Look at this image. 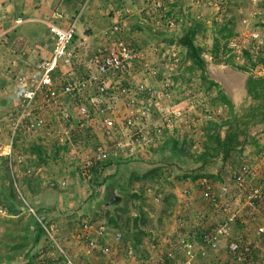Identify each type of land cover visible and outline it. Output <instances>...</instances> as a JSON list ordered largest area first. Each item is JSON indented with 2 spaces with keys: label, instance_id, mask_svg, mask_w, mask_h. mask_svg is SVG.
<instances>
[{
  "label": "rangeland",
  "instance_id": "1",
  "mask_svg": "<svg viewBox=\"0 0 264 264\" xmlns=\"http://www.w3.org/2000/svg\"><path fill=\"white\" fill-rule=\"evenodd\" d=\"M219 5V10H216L213 7H207L204 2H191V0H133L132 6L135 7V10L140 11L138 13L139 16L145 17L147 20H149V23L153 25V27L156 29L155 33H158V39L156 40H150L149 44H146L145 46L141 45H133V44H127L131 46H135L139 48L144 54H147L150 56V60H155L157 66L159 69H161L160 77L157 78L156 82L152 84V87L154 90L162 91L161 89L165 84H169L170 98L166 100L169 104H178L182 103L183 100H185L186 95L192 96L194 100H196V103L193 104V107H191L190 111L187 114V117L185 119H182L178 123L177 132L176 134L173 132L168 133L167 131L162 132L159 135H151L152 137L145 140V142L142 144L143 146L138 147L136 149L137 155L135 157L125 158L118 161V167L115 172L111 168L107 169V166L102 170L101 177L99 181H102V184L98 186L97 184H89L87 182V178L82 179L78 173V167L80 166V162L83 160V158L87 154H94L96 148L104 142L102 131L97 128V125L94 126V130L89 128L87 130L84 137L81 136H75V137H69V126L68 123L64 122L61 123V127L57 125H53L52 129L47 133L43 134L42 132L38 135H35L33 137L30 136H24L19 135L17 138V144L13 147V153L14 155H18L22 158V165H14V174H15V184L14 189L16 191H19L23 197L26 199L29 208L33 211L35 214V217L32 216V213L29 212L23 205L22 207H19L20 209L18 212L21 214L20 216H17L16 219H7L6 217L9 214H6L5 210L4 213H0V251L1 256L8 257L9 255H14V263L22 264V255L24 256L26 254V245L25 243L28 242V239H31L32 234H34V219L39 220L40 225H49L52 224L55 233H54V239L56 241L57 246L54 244L53 251L55 252L54 258H57V255L60 256L64 260V255L59 252V248L63 250L65 256H67L71 261H73L75 264H80L76 262V260L72 257L71 252L67 251L66 245H64L63 242H68L70 239L68 235L62 236L60 233V229H64L66 225L63 224V219L58 221L57 225L54 223H45L42 219V216L38 212V206L36 203H33L35 200L38 201V195H32L28 197L27 193L29 192V187L34 192L36 191L39 193L41 191V187L45 186V189H49V191L46 193V196H43V199L48 200L47 208H51L55 206L54 204H50L51 201H56L58 197H65L66 201L68 198L72 197L75 198H82V204L80 205V209H82L83 212H86L90 214V216H93V221H99L102 225H106L108 218L112 217L113 215H117L120 217L119 219V225L122 226L123 222L129 220L131 221L135 216H138L139 210L143 214V216H147V213L150 211L152 212V216L150 219L148 226L146 227V231H148L149 235L148 239H145L146 241H149V243L160 245L156 248L155 253L158 255L156 258L153 259L155 264H165V252L167 247L170 248L173 244V239L170 235L167 234L163 228L160 229V224H157L155 219H153L155 216L158 218V216H161L162 210L164 207L170 209L172 208V205L169 203H163L161 201L162 198L167 196L168 190L167 185L165 183L166 178H181L186 177V173L184 174V170H182L177 163L173 162L169 165H162L167 164L168 161H173L174 157L172 158V155L176 150L183 147L186 149L189 155L191 156H197L199 155L204 148V142L208 140L206 137L207 128L209 126L210 122H216L219 123L222 120H225L227 116V108L224 106V104L220 103H213L214 98L216 96V89H213L211 92H207L204 90V87H202V82L199 79V70L194 69L192 65L190 64V61L185 57V50L177 44L174 43H168L169 40H177L183 33V29L186 26H189L193 21L200 24V28L195 36L196 44L203 46L206 51L210 50L212 45V40L216 34V28L221 26L222 24H225L229 22V20L233 21L234 29L233 32L235 34L234 37H238L240 34H247L249 31H251V28L249 24L257 21L260 16L263 15V8L264 3L259 2L258 5H253L248 0H214ZM156 2H162V4L165 7L164 13L167 17H172L170 20L174 21V26L171 28H166L164 26L158 27L154 24V15L152 11V4ZM240 2V5L242 3L244 4L245 8L247 10V13H239L243 15L238 20V27L239 30L236 31V3ZM176 3V7L173 9L172 15H168L167 12L171 10L173 4ZM241 9V8H240ZM253 9H257L259 14L256 18L250 17L251 12ZM239 9L237 8V11ZM242 10V9H241ZM127 12V11H125ZM238 13V12H237ZM245 16V17H244ZM246 20V23H242V19ZM165 20V19H163ZM165 23V22H164ZM238 29V28H237ZM230 40V39H229ZM248 40V39H247ZM250 42V41H248ZM165 53L169 55L171 52H174L178 58V62L174 66L171 60H165L161 61L160 55L161 53ZM233 54V61L237 64H242L244 60H242V54L239 56L240 60H238L236 57V52H231ZM252 54V53H251ZM253 57H256V55H253ZM202 57L204 58L206 62V71L208 73L211 72V75L214 73V76H216L217 79H219L222 75L221 73H227V76L232 80L236 82V76H240L241 81H246L249 76H255L254 70L252 73H245L238 71L236 69L230 68L229 66L222 65V64H214L211 60L210 55L205 52L202 54ZM158 62V63H157ZM166 65V66H165ZM233 69V70H232ZM221 71V72H220ZM136 75L140 74V68L139 64L135 68ZM217 74V75H216ZM244 76V78L241 77V75ZM141 76V75H139ZM165 76V78H163ZM218 76V77H217ZM136 78L139 79L137 76ZM211 79V77H210ZM234 79V80H233ZM131 80V79H130ZM136 80V79H135ZM230 80V81H231ZM231 81V82H232ZM229 81L226 82L225 86L227 88V91L229 92V95H231L230 86L228 84ZM149 85H151L149 83ZM220 85V83H219ZM131 86V85H130ZM127 85V83H122L121 87L129 89L132 94H137L138 96H147V94L142 93L139 94L136 92L134 87H130ZM221 86V85H220ZM229 87V88H228ZM221 89L224 91V89L221 86ZM225 94H227V97L230 99L228 93L224 91ZM244 96V95H243ZM234 97V96H232ZM235 103H236V97H234ZM231 103L233 104L232 100L230 99ZM160 102H164V99H162ZM253 102V101H252ZM242 108H239L237 111V114H239V117H241L240 120H245V117L249 113L250 106H248V99L244 97V100L239 103ZM255 104V102L252 103V106ZM234 106V105H233ZM154 110V109H153ZM234 113L236 115V107L234 108ZM158 118L157 112H153V119L156 120ZM2 122V121H1ZM3 124V123H2ZM225 130V129H224ZM223 130V134H224ZM130 134H133L134 131H129ZM129 132H125L124 128L119 127L116 131L114 130L115 137L123 138V134L127 135ZM248 133V132H247ZM174 137H173V136ZM38 138V139H37ZM175 141L178 142V147L176 149L173 147V144L171 140L176 139ZM254 138V137H253ZM39 141V144H41L44 147L45 153H49L50 156L53 154V151L58 148V157L55 159V165L53 166L52 159L50 158L49 161L47 160V167L48 171L47 173L43 172V167H39V165H35L34 161L35 159L32 157V154L30 153V147L32 145V142ZM260 140V141H259ZM259 140L251 138H245L242 143L244 142L241 150H236L231 153L228 160L225 162L221 161L220 156L212 159L209 161V163L203 165L207 170H204V173L206 174L205 177L209 179L210 183V189L214 193L221 192L220 186L223 183L228 184V194L225 198L227 202L231 204L230 213L236 214V218L239 217V210H238V197L236 195V188L233 187V184L231 181H229V176L231 175L232 171L236 169L237 164L240 162H244V159L247 160L248 163L253 165V168L256 170L257 174V181L256 179L254 182H252V185L257 184L259 181H261L262 178H264V162L258 159V152L259 148L264 143V138H259ZM2 144L6 143L7 137L6 134H4V137L1 138ZM255 141L256 146H254L253 142ZM166 143V146H163V143ZM260 142V143H259ZM106 143V142H105ZM162 147V148H161ZM243 154H245V157H243ZM249 156V157H247ZM249 158V159H248ZM0 161V174H6L5 169L9 170L8 166L9 164L7 161L3 160ZM150 162H156V161H162V164L159 165V168L165 169L164 173L161 174L160 178H154L152 180H144L143 182H128L127 178H130L132 175L140 176L142 174L138 171H134L130 177H125L124 175L127 173H130L129 169H126L123 167L124 163H130L135 164V160H147ZM54 160V159H53ZM250 160V162H249ZM188 161H190V164H194L195 162L193 159L188 158ZM246 162V161H245ZM16 164V163H13ZM157 166H155L156 168ZM158 169V168H157ZM44 170V171H43ZM196 170H193V172ZM198 171V170H197ZM138 172V173H137ZM192 172V171H191ZM115 174V175H114ZM8 177L6 176V182L8 184L11 173L8 171ZM70 175V177H69ZM112 176H114L112 178ZM183 177V178H184ZM30 178V179H29ZM82 181V189H78L76 182ZM149 181V182H148ZM29 184H27V183ZM113 183V184H112ZM125 183L126 188H128V193L124 194H117L118 199H112L111 192L118 191V189H113L114 185ZM160 183V185H156ZM79 183V185L81 186ZM112 185V186H111ZM95 186L96 188L92 187ZM67 189V193H63L64 189ZM181 189V188H180ZM178 189V186L175 187V191L179 194L182 193ZM59 191H62L59 193ZM200 190H198L199 193ZM35 192V193H36ZM66 192V191H65ZM50 193V194H49ZM183 194V193H182ZM136 195L137 199H130L127 196ZM34 198V200H31ZM224 200V201H225ZM197 201H200V204L198 207H204V209H208V214L211 217V223L212 225H207V228L217 229L219 225H225L230 230V237H227L223 241L224 244H228L229 242L236 240V242H240L244 245L249 244L252 248V240H259L262 244V248L264 247V239L258 238L255 236L253 226L248 229L247 237L246 238H240V237H231L234 232L236 231V226L230 224V222L227 221V217L224 216L216 207L209 206L206 202V200H200L199 198ZM162 202V203H160ZM72 206L70 205L66 206L69 208ZM161 206V207H160ZM79 207V206H78ZM75 207V208H78ZM159 208V209H158ZM238 210V211H237ZM79 211V210H78ZM66 212V211H65ZM64 212V214H65ZM72 212V211H70ZM108 212L109 215H105V213ZM70 214V213H69ZM72 214V213H71ZM166 214V213H165ZM7 215V216H6ZM11 215V214H10ZM175 218L178 217L179 214L176 212L172 213ZM197 215V213L195 214ZM69 216V215H68ZM150 218V217H149ZM160 218V217H159ZM162 218V216H161ZM194 215H190L186 221L188 223V226L191 228H195L198 226V228H201L199 225L195 226L193 224L194 222ZM241 218H247V215L241 217ZM240 218L241 221H243ZM99 219V220H98ZM96 220V221H95ZM198 220V219H197ZM226 220V222H225ZM259 224L264 226V208L261 209V211L257 214V220ZM76 222V221H75ZM215 222V223H213ZM245 222V221H244ZM79 221L77 222V224ZM184 224L185 228L184 230L188 232L187 224ZM71 227H75L73 225L74 223H70ZM169 226L170 223L168 222ZM177 224V223H176ZM70 227V226H69ZM77 229V228H76ZM194 229V230H195ZM193 230V229H192ZM117 231L119 233H122V230L117 228ZM162 231V233H161ZM76 234V233H75ZM123 234V233H122ZM121 234V235H122ZM25 237V238H24ZM34 237V236H33ZM42 239V246L52 245L51 238L47 236L45 233L41 236ZM171 239V240H170ZM143 239V241H145ZM14 241H17L15 244L22 245L23 248H18L16 253H14ZM27 241V242H26ZM156 242V243H154ZM13 243V244H12ZM69 243V242H68ZM12 244V245H11ZM163 244V245H161ZM24 245V246H23ZM1 246H5L4 249H1ZM64 246V247H63ZM130 249H128L129 251ZM171 250V248H170ZM85 250H83V253ZM13 253V254H12ZM17 254L19 255L17 257ZM54 254V253H53ZM261 253H254V251H251V257L257 258V260H261L260 262L264 264V252ZM75 255V254H74ZM38 257V256H36ZM140 259V258H138ZM7 260V259H6ZM16 260V261H15ZM3 261V260H1ZM253 261V259H252ZM13 262V261H12ZM258 262L259 264H261ZM118 264V263H117Z\"/></svg>",
  "mask_w": 264,
  "mask_h": 264
},
{
  "label": "built area",
  "instance_id": "2",
  "mask_svg": "<svg viewBox=\"0 0 264 264\" xmlns=\"http://www.w3.org/2000/svg\"><path fill=\"white\" fill-rule=\"evenodd\" d=\"M200 1L208 5L207 7L219 10V5L214 0H191L196 3ZM248 1L253 5L264 3V0ZM152 11L156 26H174V21L170 20L172 17H167L164 13L162 2L153 3ZM258 14L257 9H253L250 17L256 18ZM64 19L62 13L55 11L46 22L54 39L50 56L40 61L32 73H20L11 80L15 102L0 126V157L9 164L8 168L13 177L14 165H22V158L14 155L12 150L13 140L18 135L33 137L41 132L47 134L53 125L61 127L60 124L66 122L69 126V137H84L89 128L93 129L97 125L102 131L104 142L96 148L94 154H87L77 169L83 177L89 178L90 169L100 162L135 157L136 149L143 146L151 135H159L164 131L172 134L177 130L179 121L187 117L190 108L196 103L192 96L186 95L182 103L169 104L166 102L170 98L169 89H165L170 88L169 84H165L162 91L149 87L160 77L161 69L155 60H150L149 55L135 46L109 40L107 45L98 47L92 56L87 52L82 60L83 54L76 52L73 47L76 20H71L65 27L56 24L55 20ZM119 31L120 27L116 22L106 37L112 39ZM228 48L236 52L238 60L243 50L264 58V28H253L247 34L231 38ZM166 53H161V61L171 60L175 66L178 62L176 54ZM138 64L141 76L135 73ZM253 72L257 77H263L264 65L257 66ZM122 83L131 85L137 93H145L147 96L136 97V93L132 94L129 89L122 88ZM162 99L165 104L160 102ZM154 111L158 115L156 120L153 119ZM119 127L124 128L125 132L132 130L134 133L123 134V138L115 137L117 134L113 132ZM4 134L7 141L2 144L1 138ZM258 159L264 162L263 142L259 148ZM255 179L257 181L255 168L244 161L232 171L228 180L236 188L238 210L247 215L243 223L249 228L253 226L255 236L264 239V226L256 221L257 214L264 208V178L252 185ZM199 185L204 198L218 208L228 222H234L236 214L229 212L231 204L225 200L228 184L223 183L219 193L211 191L207 179L200 180ZM17 192L22 204L35 217L26 199ZM4 210L0 208V213H4ZM184 224L181 219L177 220L178 227L174 231L173 244L168 253L173 264H196L197 259H205L209 251L217 252L224 239L230 237L228 227L219 225L217 229L204 230L200 236V244H196L184 230ZM42 227L51 242L57 246L53 225L46 224ZM78 231L79 238L85 243V253L89 255L104 240L107 228L102 224L93 227L89 223H83ZM115 238L119 240L120 234L116 233ZM226 249L230 258L220 264H252V248L249 244L241 245L233 240L226 245ZM59 252L64 255L65 264H75L65 256L61 248Z\"/></svg>",
  "mask_w": 264,
  "mask_h": 264
},
{
  "label": "crops",
  "instance_id": "3",
  "mask_svg": "<svg viewBox=\"0 0 264 264\" xmlns=\"http://www.w3.org/2000/svg\"><path fill=\"white\" fill-rule=\"evenodd\" d=\"M132 3L133 0H83L81 3L72 0H0V123L3 120V117L11 111L12 106L15 102L11 85V80L13 79V77L20 73H32L40 61L50 56L54 39L48 30L46 22L51 19L52 14L55 11L62 13L65 18L62 21L55 20L56 24H58L59 26L65 27L70 23L71 20H76L73 47L75 48L76 52L83 54V60L87 52L92 56V53L98 47L107 45V42L109 40H118L125 44L129 43L133 45L139 44L141 46H145L146 44L150 43V40L158 39V33L154 34L156 29L153 27V25H151V23H149V20L138 15L140 11L137 10V8L135 10V7L133 8ZM236 5L237 31L239 30L238 20L243 16L239 13H247L248 8L246 9L243 3L242 5H240V2H237ZM237 8L239 9L238 11ZM117 14H119V16ZM18 20L20 22H18ZM243 21L244 18L242 19V23ZM116 22L120 27V31L112 39H109L106 37L107 32ZM249 26L251 28H264V8L263 15L260 16L257 21L249 24ZM207 75L209 78L211 77V79L217 84L220 83L224 91L229 95L225 84L231 79L227 76V73H222V76L219 79H217L214 74L211 75V72L209 71ZM240 75L242 78H244L242 74ZM246 81H241L240 76H236V103L234 98L229 95L230 99L233 102L234 108L236 107V118L240 122L243 120H240L241 117H239V114H237V112L239 111L238 109L242 108L239 103L244 100V97L248 99V106H252V103L254 102L246 93ZM176 132L177 130L174 131L175 134ZM247 132V136L251 139H254L255 141L256 139L259 140V138H264V123L250 125ZM224 135L225 131L224 134H221V136L224 137ZM245 138L247 137H239V141L242 142ZM175 140H177V138ZM255 141L253 142L254 146H256ZM48 154L49 153H47V155ZM32 157L36 160L35 155L32 154ZM173 157L174 160L168 161L167 164H162V161L150 162L148 161V159L142 161L135 160V164H130L129 162L124 163L123 167L129 169L130 171V173H128L127 171L124 176L130 177V175L134 171H138L139 173L141 172L143 174L157 168L159 173L165 174V169L159 168V165H169L173 162L177 163V165L182 170H184V174H189L191 171L196 170L201 166L200 162L190 164L191 162L188 161L189 157L181 155L178 151L174 152L172 158ZM243 157H245V154H243ZM47 160L49 161V159ZM55 160L56 159H52L53 166H56L54 162ZM244 161L247 160L244 159ZM241 164L242 162L238 163L236 167H239ZM118 166L119 165L114 162L113 164L107 166V169L111 168L113 172H115ZM155 166L157 167L155 168ZM39 167H43V169L45 170L47 167V161L44 164H40ZM48 170L49 169L47 167L43 174L47 173L46 171ZM204 170L208 171V169L203 166L202 170H200L199 172L204 173ZM183 177L175 179L166 178L164 180L168 188V190H166L168 194L167 196L165 195V197L162 198L161 201L163 203H169L170 205H172V208L168 209L164 207L161 214L162 218L161 216H158V218H156L157 216H155L153 219H155L157 224H160V229L163 228V233L164 230L166 231L167 229L166 235H170L171 233V237L173 238L174 231L178 227L176 225L177 220L181 219L186 223L185 219L187 220L188 217L193 214L195 217L193 218V224H195V226L199 225L201 228H198L197 226V229H190V226H188V223H186L187 227H189L188 233L191 239L196 244H200L199 237L201 236L202 232L207 229V225H212V223L210 222L211 217H209L210 215L208 214V209L206 210L204 209V207H198V205L196 206V204H200V201H197L198 198L200 200H206L203 196L204 193L199 185L200 180H202L203 178L200 177L196 181L192 182L190 179ZM207 181H209V179H207ZM79 183L81 184L82 181L76 182L77 188L82 189V184L80 186ZM1 184L2 181L0 180V185ZM122 184L123 183L114 185L113 189H118V191L116 192L113 190V192H111L112 199H118L120 190L119 187ZM156 185H160V183ZM177 186L178 189L181 188L180 191H182L183 194H179L175 191V187ZM92 187L96 188L95 186ZM198 190H200L199 193ZM48 191L49 189H45V186H42L41 191L35 194L36 196L38 195V201L36 202L35 200L33 203H36V205L38 206V212L42 216V219L45 223H54L57 225V220L60 221L63 219V224L66 225V227L64 229L59 228L60 233L62 236L69 234L68 237L70 239L68 241L69 243H63L64 245H66L65 247L67 251L71 252L72 257L76 260V262L80 264L156 263L153 261V259L158 256L155 251L156 248L159 249V247L161 248V246L149 243V241L145 240L148 239V236H151L149 235L148 231H146V227L151 221L150 219H152V216L150 215H152L153 211H149L147 213V216L144 215L143 217H141L139 213L138 216H135L136 218H139L137 222L139 225L138 229H134V227L130 225V232L128 234L130 236H128L127 239L125 236V240L122 239V235L126 234L125 230H122V234L119 233L117 229H112L111 227L108 228L105 225L107 231L104 236V240L101 241V244L97 249L93 250L91 254L87 255L85 252L83 253V250H85V243L82 241V239L79 238L78 230L83 223H89L93 227L100 225L101 223L96 220V222H94V215L90 216L89 212L86 213L82 211L83 208L80 209V205L82 204L81 197L75 199L69 197L66 201L65 197L68 196H65L63 198L60 196L56 201H51L50 204H54L55 206L51 207L50 209L47 208L46 202H48V200L47 198L43 199V196H46V193ZM63 191L64 194L67 193L66 188ZM60 192L62 191H59V193ZM29 193L30 192L27 193L28 197L31 196V194ZM31 200L33 201L34 198L32 199L31 197ZM206 202L209 206H213L209 201L206 200ZM70 203L72 204V206L67 208L66 206H69ZM0 208L5 209V213L9 214L8 216L6 215L7 219H16L17 216L21 215L19 214L20 212H18V210L20 209L18 206L13 209V212L8 211L5 206H0ZM174 212L179 214L177 218L172 215V213ZM196 213L197 215H195ZM239 213L240 218L245 216L244 212L239 211ZM240 218L237 217L238 220H240ZM133 219L131 221H133ZM241 219L243 220L242 223L246 221V218ZM78 221L79 223L77 224ZM139 221H142L143 225L140 224ZM168 222L170 223V226ZM70 223H74V226L75 224L77 225L73 228L71 227ZM149 227L150 226H148V228ZM248 229L249 227H247V225H245L244 230H238V228H236V231L231 237L236 236L244 239L247 237ZM116 233L120 234L119 240L115 238ZM132 235L140 236V243L136 246H133L132 244ZM33 236L34 234H32L30 240L28 239L25 250L26 254L30 253L29 264H65L64 260L60 258L59 255H57V258H54V244L50 245L49 243V245L46 244V246H42V239H39L37 243L33 244ZM143 239L145 241H143ZM16 242L17 241L13 242L15 252L17 249V245L15 244ZM222 243L220 244L219 250L217 252L213 253L209 251L208 256L205 259H197L196 264H220L222 261L229 259L230 257L228 256L226 244L223 245ZM251 243L252 250L254 252L263 254L264 247L262 248V244L259 240H252ZM1 247V249H4L5 246ZM168 247L166 249L167 252H165V255L167 257H169L168 253L171 248ZM128 249L130 250L128 251ZM25 255L21 256L23 260L22 264H27L28 262V258H25ZM18 256L19 255L17 254V257ZM13 257L14 255H9L8 257L1 256L0 251V264H17L14 263ZM169 261L171 262V264H173V261H171L170 259ZM253 261L252 264H259L258 262H260L261 260L259 261L256 258L255 262Z\"/></svg>",
  "mask_w": 264,
  "mask_h": 264
},
{
  "label": "trees",
  "instance_id": "4",
  "mask_svg": "<svg viewBox=\"0 0 264 264\" xmlns=\"http://www.w3.org/2000/svg\"><path fill=\"white\" fill-rule=\"evenodd\" d=\"M71 1V0H66ZM81 3L83 0H72ZM176 3L173 4L170 11L167 12L168 15H171L173 13V9L176 7ZM200 28V24L193 21L189 26L184 27L182 35L177 40H169L168 43H176L177 46L183 48L185 50V57L190 61V64L194 69L199 70V79L202 82V87H204V90H206L208 93L211 92L213 89H216V96L214 98L213 103H220L224 104L227 108V118L225 120H222L219 123L216 122H210L209 126L207 128L206 137L208 140L204 142V148L203 151L197 155V156H191L188 154L186 149L183 147L179 148L178 151L181 155L187 156L191 159H193L194 162H200L201 166L198 167L196 171H192L189 174H186L185 178L190 179L192 182L196 181L198 178L202 177L203 179H208L205 177V173L199 172L202 170L203 165L209 163L212 159H215L220 156L221 161L225 162L228 160L230 154L233 151L241 150L244 142L239 141V137H247V130L250 125L253 124H262L264 123V76L263 77H255V76H249V78L246 81L245 88L246 93L251 99L255 102L253 106L249 109V113L245 117L244 121H239L236 118V115L234 113V106L231 103L230 99L227 97V95L224 93V91L221 89L220 85L214 82L212 79H210L206 73V62L204 58L202 57V54L207 52L211 60L214 64H222L229 66L230 68L236 69L241 72L245 73H252V71L259 65H264V58L263 56H256L253 57L250 51L243 50L242 53V64H237L233 61V54L231 53L232 50L228 48V42L229 39L235 36L233 29L234 24L232 20H229V22L222 24L221 26L217 27L216 34L212 40V45L210 50L206 51L203 46H200L196 44L195 36ZM225 129V130H224ZM223 130L225 131L224 137L221 136L223 133ZM19 135L14 138L13 140V147L17 144V138ZM173 147L176 149L178 147V142L175 141V139L171 140ZM253 142V141H252ZM167 142L163 143V146H166ZM161 147V148H162ZM44 147L39 144V141L32 142V145L30 147V153L35 155L36 160L34 161L35 165H40L46 163L47 159H55L58 157V148L53 151V154L50 156L45 153L43 150ZM2 161V159L0 160ZM117 163V160L113 159H106L103 162H100L96 166L92 167L89 171V178H85L82 176V174L79 173L80 177L85 178L89 184H97L100 186L102 184V181L100 179L102 170L113 163ZM198 170V171H197ZM8 171L5 169L6 174H0V180L2 181V184L0 185V206H5L8 211H12L15 207H22L23 204L21 200L18 198V192L14 189L13 181H16V178L12 176L10 177V180L7 184L6 182V176L8 177ZM10 173V172H9ZM115 175V174H114ZM161 174H159L158 169H154L148 172H145L143 174H140V176L132 175L130 178L127 179L128 182H143L144 180H152L154 178H160ZM114 176H112L113 178ZM30 179V178H29ZM210 182V181H209ZM27 183V182H26ZM28 184V183H27ZM4 185V186H3ZM29 185V184H28ZM119 194L128 193V188H126L125 183H123L119 187ZM29 192L32 195H35L37 190L34 192L29 187ZM237 192V191H236ZM130 199H137L138 197L136 195L127 196ZM218 209V208H217ZM218 211H220L218 209ZM139 215L143 217V214L139 210ZM105 215H109L108 212L105 213ZM119 216L113 215L112 217L108 218L107 221V227L112 229H121L125 230L126 234L122 235V239L125 240L128 238L129 232H130V225L134 227V229H138V219L134 218L133 221H125L123 222L122 226L119 225ZM226 222V220H225ZM131 223V224H130ZM140 224L143 225L142 221H139ZM227 223V222H226ZM230 224L236 226L238 230H244L245 224L242 223V221L238 220L237 218L234 220V222H230ZM34 237H33V244L37 243V241L41 238V236L45 233L42 225H40V222L36 219H34ZM25 238V237H24ZM191 238V237H190ZM200 238V237H199ZM133 246H136L140 243V236L132 235L131 237ZM200 240V239H199ZM27 242V241H26ZM200 243V242H199ZM27 243H25L26 245ZM241 245H244L240 243ZM24 246V245H23ZM18 248H23L22 245H18L16 251ZM14 253H16L14 251ZM255 253V252H254ZM28 258L27 264L30 263V253H27L25 255V258ZM253 262H255L256 258L253 256ZM168 257L165 255V264H171ZM9 260V259H8ZM32 260V259H31Z\"/></svg>",
  "mask_w": 264,
  "mask_h": 264
},
{
  "label": "bare ground",
  "instance_id": "5",
  "mask_svg": "<svg viewBox=\"0 0 264 264\" xmlns=\"http://www.w3.org/2000/svg\"><path fill=\"white\" fill-rule=\"evenodd\" d=\"M233 70V69H232ZM221 72V71H220ZM214 74V73H213ZM217 75V74H216ZM221 75H222V73H221ZM218 77V76H217ZM234 80V79H233ZM232 81V80H231ZM230 80H229V82H228V84H229V86H230V91H231V95L230 96H234V97H236V82L235 81H232L231 82ZM238 82V81H237ZM233 97V98H234Z\"/></svg>",
  "mask_w": 264,
  "mask_h": 264
},
{
  "label": "clouds",
  "instance_id": "6",
  "mask_svg": "<svg viewBox=\"0 0 264 264\" xmlns=\"http://www.w3.org/2000/svg\"><path fill=\"white\" fill-rule=\"evenodd\" d=\"M4 118V117H3ZM0 126H2V122L0 123ZM0 160H1V157H0ZM3 160H5V159H3ZM9 172H10V170H9ZM11 173V172H10Z\"/></svg>",
  "mask_w": 264,
  "mask_h": 264
}]
</instances>
